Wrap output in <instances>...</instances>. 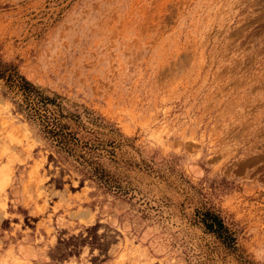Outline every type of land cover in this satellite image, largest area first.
Returning <instances> with one entry per match:
<instances>
[{
  "label": "rangeland",
  "instance_id": "1",
  "mask_svg": "<svg viewBox=\"0 0 264 264\" xmlns=\"http://www.w3.org/2000/svg\"><path fill=\"white\" fill-rule=\"evenodd\" d=\"M0 59L79 140L0 80V264H264V0H0Z\"/></svg>",
  "mask_w": 264,
  "mask_h": 264
},
{
  "label": "trees",
  "instance_id": "2",
  "mask_svg": "<svg viewBox=\"0 0 264 264\" xmlns=\"http://www.w3.org/2000/svg\"><path fill=\"white\" fill-rule=\"evenodd\" d=\"M0 80L3 81L7 91L20 94L22 97L21 103L16 102V105H18L19 109H24L30 118L37 119L45 127L46 132L53 137V141L58 144L59 148L65 150L70 155V150L74 149V146L78 147L79 140L69 130L66 123L58 122V117L61 113L57 117L47 108L49 103H52L56 107L57 104L50 101L38 86L32 84L30 80L22 76L14 66L3 62L1 59ZM201 221L206 229L217 233L224 241L229 242L231 237L223 230L217 216L211 213L202 214Z\"/></svg>",
  "mask_w": 264,
  "mask_h": 264
}]
</instances>
